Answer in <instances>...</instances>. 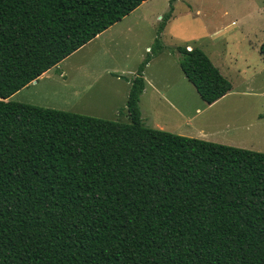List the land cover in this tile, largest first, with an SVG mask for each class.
Here are the masks:
<instances>
[{"label": "trees", "instance_id": "16d2710c", "mask_svg": "<svg viewBox=\"0 0 264 264\" xmlns=\"http://www.w3.org/2000/svg\"><path fill=\"white\" fill-rule=\"evenodd\" d=\"M145 1L0 0V264H264V153L144 127L149 58L127 122L7 100ZM175 50L205 103L231 90Z\"/></svg>", "mask_w": 264, "mask_h": 264}, {"label": "rangeland", "instance_id": "374dc122", "mask_svg": "<svg viewBox=\"0 0 264 264\" xmlns=\"http://www.w3.org/2000/svg\"><path fill=\"white\" fill-rule=\"evenodd\" d=\"M176 1H146L136 15L123 22V24L133 22L131 20H135L134 18L139 12L144 14L145 17L135 20L137 25L134 30L135 35L127 37V40H122L120 36L116 37L115 42L102 45L104 48L101 49V46L98 49L95 48L92 56L87 57V59L78 53L68 61V64L71 65L69 70L65 67V63L58 65V71L60 69L67 70L70 77L55 79L54 82L39 80L36 85L29 87L28 90L18 92L10 101L81 115L90 114V117L109 121L127 122L124 117L117 118L113 115L112 105L109 104V97L104 92L105 84L101 79L100 83L89 88L90 92L85 96L87 98L89 95L92 99L89 104L85 100H79V97H83L80 87L82 86V89L86 87L81 83L84 84L90 80L89 77H85L83 70L88 69L87 74L90 75L91 73L93 78L97 73L107 70L135 71L143 60L153 57L144 73L148 85L159 88L164 96L174 97L175 91L183 86H191V84L185 79L179 65L173 61V57L168 58L166 55L156 57L157 47L155 46L153 30V27L158 28L164 22L163 17L172 7L174 9L173 21L170 24L169 32L160 38L162 43L168 47L196 44L199 49L209 55L212 63L218 65L216 67L229 77L230 80H227L230 84L232 83L234 90L232 96L224 99L210 110H204L202 115H199L200 120L190 121L189 127L185 125L184 120L164 118V120L157 121L167 123L170 127H181L182 131L178 132L175 129L169 133L184 137H190L187 135L188 133L192 135L200 127H203V129L211 131L212 139L209 142L222 145H226L224 144L225 139H246L249 132L240 130L241 126L239 125L250 123L257 114H264V58L259 54L258 48L251 47L244 41V37L252 31L254 33L249 35V38H253L255 42L264 38L262 0ZM224 11L226 12L225 16H223ZM158 17L160 18L157 20ZM231 22H235V24L229 25ZM229 34L232 37V44L229 46L232 48L231 54L227 60L222 58L221 62L219 53L222 49L220 44L222 47L223 44L220 42ZM147 46L153 49L151 54L145 53ZM233 65L243 70L240 75L230 71ZM245 65H248L249 69L245 70ZM81 67L83 72L80 71ZM228 67L230 72H227ZM71 83L78 87L75 94H72L73 92L69 88L68 84ZM74 99L75 103L73 102ZM198 101L203 104L201 107L205 106L201 99ZM141 108L143 110L142 124L144 127L150 128L155 120H151L150 115L148 116L147 95L142 99ZM225 110L229 112L230 118L233 119L236 113L238 116L242 115L243 120H223ZM236 118L240 119L237 116ZM229 126L232 128L228 129ZM252 130L256 133L252 134V139L256 141L254 144H264V130L261 133L260 131L256 132L255 127ZM191 138L196 137L191 136ZM227 146L229 145L227 144Z\"/></svg>", "mask_w": 264, "mask_h": 264}, {"label": "crops", "instance_id": "0c3cea01", "mask_svg": "<svg viewBox=\"0 0 264 264\" xmlns=\"http://www.w3.org/2000/svg\"><path fill=\"white\" fill-rule=\"evenodd\" d=\"M144 3H146V1L143 2L137 9H135L129 15L124 17L122 20H120L119 22L115 23L113 26H111L107 30H105L102 33H100L99 35H97L93 40H91L89 43L84 45L78 51H76L75 53H73L72 55L67 57L65 60H63L58 65H63L65 63L64 64V65H66L65 67L69 70V67H71V65L68 64L69 63L68 61L72 57L77 55L78 53H79V55L82 54L81 56H84L87 59V57L92 56V53L94 52L95 48L98 49L100 46H101L100 47L101 49L104 48V46H102V45L108 44V42H110V43L115 42L116 37L120 36V38L122 37V40H127V37H132V35H135L134 30L137 28L135 20L137 21L140 18L145 17L144 14L142 12H139V14L136 16V18H134L135 20H131L133 22H128L126 24H123V22L125 20L128 21L130 18L133 17V15H136L138 13V11H140V9H142V6L144 5ZM225 15H226V12L224 11L223 16H225ZM159 18L160 17H158L157 20ZM172 18H173V15L166 22L165 28L162 31L160 38L164 37L169 32L170 24L173 21ZM234 24H235V22H231L229 25L232 26ZM153 30H154V34H155V38H156L157 27H153ZM253 33H254L253 31L249 32V34L244 37V41L247 42L251 47L255 46L256 48H258V51H259V47H260L261 43L264 41V38L260 41L255 42L253 40V38H251V39L249 38V35H251ZM263 37H264V34H263ZM160 41H161V39H160ZM161 43H162V41H161ZM220 43L223 44V47L220 44L222 49L220 50L221 52L219 53V55H220L219 60L222 62V58H225L227 60L228 57H230V54H231L230 50H232L231 47L229 48V46H231V44H232L231 35L229 34L228 36H226L223 40H221ZM185 45H181V46H185ZM189 45L191 47L190 46H187V47H190L191 49L197 47L196 44H189ZM162 46L164 47V49L159 51L157 53L156 57L163 56V55H166V57H168V58L173 57L172 59L175 62V64L179 65L180 54L175 50L176 47H179V46L168 47L164 43H162ZM145 53L151 54L152 53L151 48L147 46L145 48ZM259 54H260V52H259ZM206 55H207V53H206ZM207 56H209V55H207ZM261 56L264 58L263 55H261ZM153 58L149 59V62L147 63L146 67L143 70L142 75H143V79L145 81V88H144V91L141 94L140 99H139V108H140L141 120H142L143 119L142 118L143 110L141 108V103H142V99L144 98V96L147 95V105H148V109H149L148 116L150 115L151 120H155L152 123V125L150 126V128H152V129H159V130L168 131V132H172L173 130L177 129V131L180 132V131H182L181 127H176V128L170 127V125L168 126L167 123L159 122L157 120H164V118L168 119V120H184L185 125L188 126V124H190V121L200 120L199 115H202V112L204 110H206V109L210 110L211 108L218 105L224 99H227L228 97L232 96L234 86L231 83V90L224 97H222L218 101L214 102L213 104H207L199 97L198 93L196 92L195 88L193 87V85L190 82L189 83L191 84V86H183V87L179 88L177 91H175L174 97L171 98L169 96H164V94L161 93V90L159 88H157V87L154 88V87H151L150 85H148L146 78L144 76L145 70L149 66V64L152 62ZM58 65H56L54 68H52L53 70L50 69L47 72L43 73L37 80L31 82L28 86L21 89L20 91L28 90L29 87L36 85L39 80H43V81L47 80V81L54 82L55 79H63V78L70 77V73H68L67 70L60 69L58 71V69H59ZM214 66L218 67V65H216V64ZM86 68H88V67L86 66ZM179 68H180V66H179ZM217 69L225 79L230 80L229 77H227L221 69H219V68H217ZM227 69H228L227 70V72H228L230 68L228 67ZM247 69H249V66L245 65V70H247ZM137 70H138V67L135 71L134 70L133 71L121 70L120 72H118V71L107 70V71H102L100 73H97L95 75V77L93 78L91 76L92 75L91 73H90V75L87 74L88 69L83 70L84 71L83 72L82 67H81L80 71L84 73L85 77H89L90 80L86 81L84 84L81 83V85H85L86 87L83 89H82V86L80 87L82 90L81 94L83 95V97H81V98L79 97V100H81V101L85 100V102L89 104V101L92 99L90 98L89 95L87 98H85V96H87V94L90 92L89 88L92 85H96V84L100 83L99 81L101 79V80H103V83L105 84L104 92L109 97V102H110L109 104L112 105L111 110H112L113 115L117 118L118 117H124L127 120V116L125 114V103H126V99H127L129 88H130V80L135 77ZM230 71H232L233 73H235L237 75H240L243 70L239 69L238 66L233 65V66H231ZM185 79H186V77H185ZM68 85H69L70 90L73 92L72 94H75L76 93L75 90L78 87L72 83L68 84ZM20 91H18V92H20ZM17 93H15L14 95H16ZM14 95H12L7 100H11L12 97H14ZM198 99H201L202 103H204L205 106L201 107L203 104L199 103ZM73 102L75 103V99ZM234 115L235 116L233 119L230 118L229 112L227 110H225L223 120H243L242 115L238 116V115H236V113ZM87 116H91V115L87 114ZM236 116L240 117V119H237ZM252 120L253 121L248 123L249 125L247 123L243 124V125H241V124L239 125V126H241L240 130H245V131L249 132V135L246 139L240 138L237 140H231L229 138V139H225L226 142L224 144H226V145L228 144L229 146H233L236 148L251 149V150H256L258 152H264V144H261V145L254 144L256 141H254L252 139V134H256L252 130L253 127L256 128V132L260 131V133H261V131L264 130V114H257ZM169 127H170V130L168 129ZM231 128L232 127H230V126L228 127V129H231ZM248 128H250V130H248ZM208 131H210V130H208ZM208 131L206 129H203V127H200L198 129V131L195 132L194 134L189 135L190 133H188L187 135L190 136V138H191V136H195L196 138H198L200 140L209 141L212 139V135L210 134L211 131L210 132H208ZM251 131H253V132H251Z\"/></svg>", "mask_w": 264, "mask_h": 264}]
</instances>
